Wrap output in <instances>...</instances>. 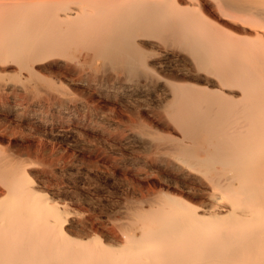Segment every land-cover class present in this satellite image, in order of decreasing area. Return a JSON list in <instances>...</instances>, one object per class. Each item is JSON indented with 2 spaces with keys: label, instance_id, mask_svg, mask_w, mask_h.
Returning <instances> with one entry per match:
<instances>
[{
  "label": "bare ground",
  "instance_id": "1",
  "mask_svg": "<svg viewBox=\"0 0 264 264\" xmlns=\"http://www.w3.org/2000/svg\"><path fill=\"white\" fill-rule=\"evenodd\" d=\"M90 89L162 104L137 131L190 194L131 206L113 243L75 237L68 205L0 153V264H264V0H0V94L48 124Z\"/></svg>",
  "mask_w": 264,
  "mask_h": 264
},
{
  "label": "rangeland",
  "instance_id": "2",
  "mask_svg": "<svg viewBox=\"0 0 264 264\" xmlns=\"http://www.w3.org/2000/svg\"><path fill=\"white\" fill-rule=\"evenodd\" d=\"M89 91L82 103L66 110L71 119L48 124L33 121L29 114L50 107L27 101L14 105L13 98L0 94V153L22 165L40 191L68 205L73 236L110 234L112 240H104L113 243L123 238L120 225L130 221L131 206L148 207L145 199L161 188L190 194L184 188L189 180L166 165L164 149L147 150L145 142L152 139L137 131L136 113L148 116L162 104L127 106ZM177 179L188 182L180 185ZM2 193L6 187L0 183V197ZM203 200L200 194L191 197L195 204Z\"/></svg>",
  "mask_w": 264,
  "mask_h": 264
}]
</instances>
